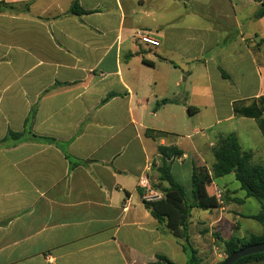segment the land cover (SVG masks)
I'll return each mask as SVG.
<instances>
[{"label":"crops","instance_id":"crops-1","mask_svg":"<svg viewBox=\"0 0 264 264\" xmlns=\"http://www.w3.org/2000/svg\"><path fill=\"white\" fill-rule=\"evenodd\" d=\"M73 1L0 0V264H187L144 202L166 186L158 147L184 152L168 163L188 195L220 137L235 133L254 163L264 153L258 122L234 109L264 96L261 3L79 0L86 13L75 15ZM137 30L160 46L141 45ZM215 180L203 192L221 189V208L190 213L200 264L224 261L232 237L263 233L241 227L259 213L239 207L252 197Z\"/></svg>","mask_w":264,"mask_h":264},{"label":"trees","instance_id":"trees-1","mask_svg":"<svg viewBox=\"0 0 264 264\" xmlns=\"http://www.w3.org/2000/svg\"><path fill=\"white\" fill-rule=\"evenodd\" d=\"M70 12L75 15L86 13L80 6L79 0L73 1ZM255 17L257 19L264 17V0H262L260 9ZM112 96L114 94L108 95L106 100ZM167 101L164 100L163 103ZM234 109L235 113L239 116L255 119L264 135V96L247 107H238L236 105ZM189 110L196 112L197 108L189 107ZM149 134L153 138L166 135L153 131H149ZM8 136L17 139L21 138L23 134L9 132ZM158 152L163 158V165L159 168L160 183L166 185L161 187L163 197L160 200L144 202L152 216L163 223L174 236L183 241V249L189 256L187 264L201 263L198 252L193 247L188 233L192 209L214 210L221 208L223 203V200L217 197L216 191L212 195L204 194L205 192H203V187H209L212 184V179L234 174L236 181L240 183L241 189L246 191L247 196L257 199L261 204V211L250 218L262 225L263 233L261 235L251 234L242 239L232 237L225 241L224 245L227 257L242 247L264 243V165L255 164L253 162V153L242 150L235 133H230L219 138L214 147L215 163L211 171L207 167H194L190 195L174 179L170 164L168 163V161L183 157L184 152L177 146H159ZM262 259H264V253H259L241 258L235 264H245ZM159 260L163 264H175L165 257H159ZM224 261L219 264H223Z\"/></svg>","mask_w":264,"mask_h":264},{"label":"rangeland","instance_id":"rangeland-1","mask_svg":"<svg viewBox=\"0 0 264 264\" xmlns=\"http://www.w3.org/2000/svg\"><path fill=\"white\" fill-rule=\"evenodd\" d=\"M243 2L244 0H239V3ZM259 37H257V41H258ZM261 54H260V58H261ZM225 95L221 90L220 92H215V96L218 98L219 103H223L225 100ZM213 123V122H212ZM216 125V124H213ZM230 124H223V125H217L214 126V129H212L211 134L215 135V132H218L219 130L224 131V132H229L230 130ZM260 155L258 156V159L255 160V163L258 164H264V153L263 149L260 147ZM215 183L222 189L225 190H229L231 191V194L233 193L234 189L237 190V192L233 193V196H237L239 198L243 197L246 194L245 190L241 189L240 183L238 181H236L235 177L233 175H228L222 178H218L215 180ZM235 207H237L236 204H231L229 209L233 210ZM241 211H243L244 213H258L261 210V204L260 202L255 199V198H250L249 201L241 206ZM199 214H201V212H203L202 210H198L197 211ZM194 214V219H197V217H199L197 214ZM241 227L244 229H248L250 232H260L262 230V225L253 220V219H246L243 220L241 222Z\"/></svg>","mask_w":264,"mask_h":264},{"label":"built area","instance_id":"built-area-1","mask_svg":"<svg viewBox=\"0 0 264 264\" xmlns=\"http://www.w3.org/2000/svg\"><path fill=\"white\" fill-rule=\"evenodd\" d=\"M135 37L141 45L148 48L155 49L158 48L161 44L160 40L155 36V33L150 30H137ZM216 194L220 200L223 199V192L221 189H216ZM162 197V193L152 191L150 194H148V196H146V199L148 201H156L160 200Z\"/></svg>","mask_w":264,"mask_h":264},{"label":"water","instance_id":"water-1","mask_svg":"<svg viewBox=\"0 0 264 264\" xmlns=\"http://www.w3.org/2000/svg\"><path fill=\"white\" fill-rule=\"evenodd\" d=\"M258 1L260 3L262 2V0ZM259 253H264V243L252 244L242 247L241 249L228 256L223 264H235L241 258Z\"/></svg>","mask_w":264,"mask_h":264}]
</instances>
